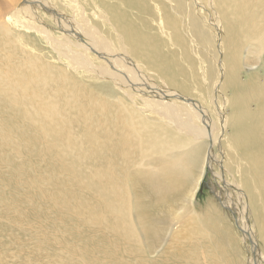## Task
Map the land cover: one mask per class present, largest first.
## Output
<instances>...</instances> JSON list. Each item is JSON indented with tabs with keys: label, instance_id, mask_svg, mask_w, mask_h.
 I'll return each instance as SVG.
<instances>
[{
	"label": "rangeland",
	"instance_id": "obj_1",
	"mask_svg": "<svg viewBox=\"0 0 264 264\" xmlns=\"http://www.w3.org/2000/svg\"><path fill=\"white\" fill-rule=\"evenodd\" d=\"M164 1L168 8L171 9L174 6V1ZM187 1L190 4L188 8L191 13L189 24L192 23V16L197 17L200 19V25L208 30L210 36L203 35L205 40L192 45L190 39L193 37V32L188 30V33L184 34L187 45L183 49V53L187 52L188 54L180 56L177 54L176 58L178 59L176 60L183 66L185 75L182 78L186 80L188 87L181 88L182 86L175 85L179 89L173 88L186 97V102L191 104L188 106L190 109L196 110L194 108H197L198 110L204 106L209 109L207 111L204 107L208 114H206L207 112L204 114H201L200 111L197 112L196 116L200 119V122L196 121L197 125L201 126V122L210 119L215 120L221 127L219 122L224 109L228 115L233 114L232 107L227 101L225 102V99L231 98L233 95V89L230 86L221 89L224 94L222 98L220 93L216 91L215 93L214 89L210 88V97L206 94L202 101L203 104H201L198 97L195 96L194 86H197L192 83L193 76L191 74L195 72L200 75L201 65H208L211 70V67L216 65L218 59L222 58V55H225L224 51L228 49L230 60L236 54L239 56V60H232L238 68L234 72L230 69L229 79L237 83L242 81L241 84L248 80L246 84H243L245 102H249L247 110L259 108L261 103L256 102L264 95V26L253 35L249 31L245 34V30L247 31L249 26L244 19L241 20L240 27H243L242 31L245 33L237 35L236 30L231 28L236 40H233V48H236L234 51L230 48L232 44L229 46L227 44L225 27L220 24L216 25L218 18H216L215 9L210 0ZM23 2L24 0H0V29L8 30V34L5 36L6 40L11 47H14L12 48L14 53L8 57L12 63L16 62L18 65V63L26 61V55V57L36 59L41 67L50 68L53 73L46 74V77L58 80L57 83L62 88L61 94L56 92L52 82L43 88L44 83L41 79L32 81L28 84L30 88L27 87L26 90L29 94L30 92L38 94L36 98L32 95L30 97L43 101L45 103L43 108L49 106V111H42L46 120L57 124L60 119L67 117L73 122L77 120V126L72 125V128L40 127L41 120L39 119L43 116L30 117L33 106L29 103L26 105L24 100L16 99L14 102V99L8 97L10 96L8 93H0V264H227L222 259L210 262L209 250L203 246L204 238L200 237L198 229L201 224L208 236L214 234L212 230L216 228L217 222H214V215L218 213V204L222 205L221 208H224L225 210H223L227 213L231 212L230 215L226 213L228 219H221V223L223 227L230 229L234 238V244L230 250L234 254V259L231 260L232 264H264V239H262L264 238V219H262L264 216L260 215H264L263 197L255 191L251 179L253 178L251 164L245 155L228 148L233 160L228 164L229 167H226L229 173L225 172L221 165L225 163L228 156L227 152L220 148V144L218 146V142H216L217 147H214L213 150L212 142L207 148L213 151L216 156L215 160L219 161L221 165L214 161V169L206 168L205 177L194 198L190 197L194 184L193 179L188 178L186 185L176 190L174 196L165 199L163 203L155 201V206L149 207L146 202L149 203V196L153 194L149 192V185L143 180V185L137 190L136 188L132 189V182L141 170L146 172L157 166L154 164L155 161H152V157L156 155L146 157L136 154L121 170V173L128 174L129 177L131 174L136 175L132 178L127 177L124 189L115 196L113 202L112 194L107 190L110 187L114 188V184L111 181L106 182L102 174L94 172L98 167L97 161L89 160L88 157L86 159L88 150L86 147L90 145L86 143V134L89 133V129L85 128L86 111L79 113L76 108L71 106L73 103H66V99L69 98V95L65 94L68 87L59 82L61 81L60 76L67 74L69 82L72 80L77 84L73 68L78 67V64L73 60L68 66L43 36L10 18L13 10ZM247 2L256 6L258 0H248ZM69 5L67 4L65 7L64 13L66 14H71ZM161 6L158 2L154 9L161 11L163 9ZM127 12L132 14L131 11ZM164 13L167 14V11ZM259 13L260 11L257 9L256 14L259 15ZM171 15L179 16L174 11L171 12ZM52 26L56 27L54 24ZM187 26L188 23L184 28ZM59 31L60 33L57 35L64 36L62 30L59 29ZM223 39L224 42L226 41L224 44ZM74 42L78 43V40L74 38ZM89 53L93 56L99 55L98 52L92 50ZM189 55L192 57L193 63L189 58L186 59ZM198 55L203 57L199 59ZM161 56L164 55L161 54ZM107 59L111 62H119L112 55H109ZM191 63L192 66H190ZM126 64L129 65V63ZM112 67L119 69L116 65H112ZM1 70L7 72L10 69L5 63ZM219 70V67H215L211 81H216L219 77L221 71ZM152 86L150 85V87ZM83 89L86 92V86H83ZM106 89H108L107 95L110 99L121 101L120 93L110 95L109 87ZM140 90L145 91L143 88ZM251 93L253 98L248 99ZM46 95L56 98L57 105H54L53 101H49ZM214 95L218 96L216 105L211 102ZM124 101L126 100L124 99ZM179 102L181 103L180 100ZM179 102L177 101V103ZM38 120L39 123H35ZM233 128L231 124L225 125V139L223 133L222 138L220 137L221 141L223 139V145H227L228 136L230 137ZM94 129L99 133L103 130L105 133H113L115 128ZM200 133L205 135L203 132ZM186 144H182L183 147L178 146L175 148L178 150L175 151L185 149ZM250 149V145L246 143L240 148V151L249 152ZM98 151L101 152V150ZM100 166L103 167L101 164ZM257 167L264 174V166ZM230 177L232 179L233 177L243 178L249 189L250 220L254 224L255 232L248 225L250 223H248L249 218L245 217L246 213H243V216L245 215L243 219H238L239 213L236 212L238 207L235 204L239 202L236 195L239 191L235 188L238 184ZM224 183L234 187V191H231L233 197H230L229 190ZM222 185L226 189L221 187ZM138 191H144L145 194ZM259 196L260 198L257 200ZM255 197L256 199H254ZM212 200H214V206L210 203ZM117 208H121V213L116 210ZM253 209V213L258 210L255 215L252 214ZM261 210L262 212H260ZM257 215L259 218L256 217ZM229 216L232 219H229ZM256 221L258 222L256 223ZM201 232L203 231L201 230ZM240 234L246 236V245L249 244L247 250L248 252L250 250L251 257L245 251V245L239 238ZM214 238L215 241H219L218 234ZM224 249L221 251L223 254ZM259 250L261 253L256 258L255 253ZM106 252L108 255L104 254ZM223 254H219V256L221 257ZM222 261L223 263H221Z\"/></svg>",
	"mask_w": 264,
	"mask_h": 264
},
{
	"label": "bare ground",
	"instance_id": "obj_2",
	"mask_svg": "<svg viewBox=\"0 0 264 264\" xmlns=\"http://www.w3.org/2000/svg\"><path fill=\"white\" fill-rule=\"evenodd\" d=\"M169 1H174V6L171 9L167 7L164 0H24L13 10L10 18L43 36L51 47L56 49V54L63 58L68 66L73 60L78 64V67L73 68L77 84L71 79V82H69L67 74L60 76V73V78H58L61 81L59 82L68 87L65 94H68L69 98L66 99V103H73L71 106L76 108L79 113L86 111L85 128L89 129V133L86 134V143L90 144L86 147L88 149L86 159L90 158L89 160L97 161L98 169L96 168L94 172L102 174L106 182L111 181L114 184V188L110 187L107 190L112 194L113 202L115 196L124 189L127 177H129L128 174L121 173V170L125 168L130 158L136 154L146 157L156 155L152 157V161H155L154 164L157 166L146 172L141 170L139 174H131L129 177L132 178L136 175L132 182V189L136 188L138 190L143 185V180L149 185V192L153 193L150 194L152 196H149V203L146 202L149 207L153 208L155 201L163 203L165 199L174 196L176 190L186 185L188 178L193 179L194 184L191 188L190 197L194 198L201 181L205 177L206 168L211 167L214 169L215 167L213 162L217 160H215L216 156L212 150L217 147L216 142H218V146L220 144V148H223L228 156L222 165L217 161L225 172H228V164L233 160L228 148L236 153L238 151L249 160L253 176L251 179L255 191L263 197L262 208L264 212V174L257 167L259 165L264 166V95L258 98L256 102L261 103L259 108L247 110L249 102H245L243 84H246L248 80L241 84L242 81L237 83L229 79L228 76L230 75V69L234 72L238 68L232 60H239V56L237 54L231 56L230 60L228 58L230 57L229 50L224 51L223 49L225 55L218 59L211 70L208 65H201V74L192 73L193 79L191 80L197 86H194L195 96L198 97L201 104H203L202 101L206 94L210 97V88L214 89L213 92L220 93L223 98L224 94L221 89L230 86L234 93L231 98L225 99V102L227 101L232 107L233 114L228 115L223 108L224 111L219 122L221 127L215 120L210 119L201 122V126L197 125L196 121L200 120L196 116L197 112L200 111L201 114H204L209 109L204 105L207 111L202 106L203 109L197 110V108H194L197 111L190 109L188 107L191 105L190 102H186V97L181 95L180 91L174 89L177 88L175 85H180L181 88L183 86L188 87L186 80L182 78L185 71L181 63L176 60L178 59L176 55L188 54L187 52L183 53V49L187 45L185 35L188 30L193 32V37L190 39L192 45L205 40L206 38L203 39V35L210 36V33L200 25V19L195 16H192V23L189 24L191 13L188 8L190 4L187 0ZM247 1L210 0L212 7L215 9L216 18H218L216 25L220 24L225 27L227 44L228 46L232 44L230 48L234 51L236 50V48H233V40L235 39L231 28L236 30L237 35H242L245 32V34L250 32L253 35L258 33L264 26V1L258 0L256 6ZM158 2L162 5L163 9L161 11L154 9ZM67 4H70V15L64 13ZM257 9L260 11L259 15L256 14ZM127 11H131L132 14ZM165 11H167V14L164 13ZM172 11L177 12L179 16H172ZM242 19L249 26L245 32L242 31L243 27H240ZM186 23H188V26L184 28ZM53 24L56 27L52 26ZM59 29L62 30L64 36L59 37L57 35L60 33ZM0 33L5 34H0V43H3L0 44V50H2V53H0V59H2L0 61V93H8L10 95L8 97L14 99V102L16 99L24 100L26 105L29 103L33 106L30 117L43 116L39 119L41 125L37 124L40 127L72 128V125L77 126V120L73 122L72 119L67 117L60 119L57 124L46 120L42 111H49V106L43 108L45 103L40 99H35L38 94L33 92L29 94L26 89L32 81L41 79L44 83L43 88L52 82L56 92L61 94L62 88L57 83L58 80L47 78L46 74H52L53 71L47 66L41 67L36 59L32 57H26L25 55L26 61L24 63L21 62L18 65H16V62L12 63L8 56L14 53L12 49L14 47H11L6 40L5 36L8 34V30L6 28L4 30L0 29ZM74 38L78 40V43L74 42ZM225 42L223 39V44ZM90 50L98 52L99 57L89 53ZM161 54L164 56H161ZM109 55L114 56L119 62L108 61ZM197 57L200 59L203 56L198 55ZM187 58L193 63L190 55ZM5 63L7 68L10 69L7 72L1 70ZM192 63L190 66L193 65ZM112 65H116L119 69L112 67ZM85 66L86 68H83ZM215 67H219L221 71L219 70V77L216 81H211ZM190 69L192 70V67ZM87 82L89 84H86ZM137 83L139 84L137 85ZM150 85L153 86L150 87ZM83 86H86V92ZM106 87H109L110 95L120 93L119 98L123 102L118 101V99H110ZM141 88L145 91L140 90ZM30 95L35 98L30 97ZM46 97L49 101H53L54 105H57L56 98H50L47 95ZM250 97L253 98L252 93L249 94L248 99ZM211 102L216 105L218 96L215 97L214 95ZM210 104L212 105V103ZM215 110L217 111L218 108ZM39 120L35 123H39ZM226 124L228 126L231 124L234 128L230 137L228 136L227 145H223V139L221 141L220 137L222 138L223 133L224 138ZM177 126L178 128H176ZM94 128L115 129L113 133L107 131L105 133L104 130L99 133L98 131L95 132ZM200 132H203L205 137ZM211 142L212 150H209L207 146ZM184 143H187L185 149L175 151L178 150L175 149L178 146L183 147L182 144ZM246 143L250 145V151H240V148L245 146ZM98 150H101V152ZM246 167L248 166L246 165ZM236 170L235 167V172ZM237 179L233 177L232 181L238 184L235 187L239 191V193H236L239 202L235 203L238 207L236 208V212L239 213L238 219H243L245 216H243V213H246L245 217L249 218L248 223H250L248 225L255 232L254 224L250 220L249 189L243 178ZM224 185L229 190L230 197H233L231 191H234V187L228 183L227 185L224 183ZM225 186L222 185L221 187L226 189ZM230 187H233V189H230ZM138 192L145 194L144 191ZM259 198L260 196L257 200ZM210 203L214 206V200ZM257 203L259 204V202ZM127 204L126 207H128ZM221 206L217 205L218 213L214 215V222H217L216 228L212 230L214 234L208 236L201 224L198 229L200 237L204 238L203 246L206 250H209L210 262L222 259L227 264H232L231 260L234 259V254L230 250L234 244V238L230 229L223 227L221 223V219H228L227 215H230L231 212L227 213ZM258 206L260 207V205ZM116 210L120 213L122 211L121 208ZM253 211L254 209L252 210L254 215L258 212L257 210L256 213H253ZM229 219L232 218L229 216ZM262 219L264 218L262 217ZM216 234H218L219 241H215ZM239 238L245 245L247 253L249 244L246 245V236L240 234ZM223 249L224 254L221 252ZM260 253V250L255 253L256 258ZM219 254H223V256L220 257ZM248 255L251 257L250 250Z\"/></svg>",
	"mask_w": 264,
	"mask_h": 264
}]
</instances>
